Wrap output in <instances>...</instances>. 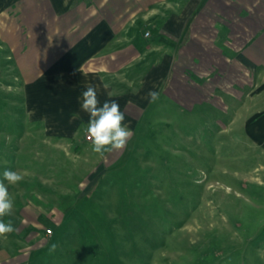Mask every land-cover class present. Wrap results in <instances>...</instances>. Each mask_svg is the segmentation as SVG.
Returning <instances> with one entry per match:
<instances>
[{"label":"rangeland","instance_id":"374dc122","mask_svg":"<svg viewBox=\"0 0 264 264\" xmlns=\"http://www.w3.org/2000/svg\"><path fill=\"white\" fill-rule=\"evenodd\" d=\"M1 56L0 179L28 175L8 185L15 231L0 237V264H264V139L244 130L251 108L264 110V88L251 93L264 69L230 67L231 87L226 70L215 87L242 94L192 109L158 90L126 146L101 157L27 120L22 78Z\"/></svg>","mask_w":264,"mask_h":264},{"label":"crops","instance_id":"0c3cea01","mask_svg":"<svg viewBox=\"0 0 264 264\" xmlns=\"http://www.w3.org/2000/svg\"><path fill=\"white\" fill-rule=\"evenodd\" d=\"M0 53L22 78L27 120L61 138L54 142L60 147L82 150L91 148L89 116L80 108L89 84L101 105L118 102L131 129L150 104L149 91L192 109L239 91L228 90L230 67L260 76L264 0H0ZM224 71L228 79L218 81L228 89H218L215 77ZM251 86L258 95L264 83L254 79ZM248 116L244 130L264 139V110L251 108ZM6 256L0 253V261Z\"/></svg>","mask_w":264,"mask_h":264},{"label":"clouds","instance_id":"9594fccd","mask_svg":"<svg viewBox=\"0 0 264 264\" xmlns=\"http://www.w3.org/2000/svg\"><path fill=\"white\" fill-rule=\"evenodd\" d=\"M67 0H65V4ZM149 103H154L159 98L157 91H149L145 97ZM81 111L88 114L89 119L84 133L88 137L92 152L101 157L105 153L122 150L131 138L132 132L124 122V113L115 100H105L103 104L97 98L96 87L92 84L86 86L81 94ZM27 172H18L6 169L0 179V237L6 238L7 234L15 231L11 221L5 222L4 217L10 216L14 200L11 197L8 185L21 182ZM7 182V184L5 183ZM55 245L50 248L55 251Z\"/></svg>","mask_w":264,"mask_h":264},{"label":"built area","instance_id":"2783aa9c","mask_svg":"<svg viewBox=\"0 0 264 264\" xmlns=\"http://www.w3.org/2000/svg\"><path fill=\"white\" fill-rule=\"evenodd\" d=\"M143 34L144 35H147L148 34V31L147 30H145L144 32H143ZM85 138H87L88 139V137L85 135ZM50 228H45V233H47V235H49L50 234Z\"/></svg>","mask_w":264,"mask_h":264},{"label":"flooded vegetation","instance_id":"af4514ba","mask_svg":"<svg viewBox=\"0 0 264 264\" xmlns=\"http://www.w3.org/2000/svg\"><path fill=\"white\" fill-rule=\"evenodd\" d=\"M246 131V130H245ZM247 132V131H246ZM247 134H248V132H247ZM248 135H250V134H248ZM251 137H252V135H250Z\"/></svg>","mask_w":264,"mask_h":264}]
</instances>
